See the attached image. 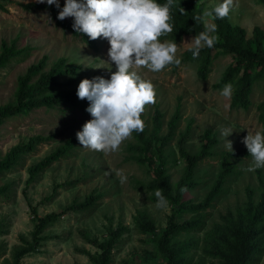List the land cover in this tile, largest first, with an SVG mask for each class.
<instances>
[{
    "label": "rangeland",
    "instance_id": "rangeland-1",
    "mask_svg": "<svg viewBox=\"0 0 264 264\" xmlns=\"http://www.w3.org/2000/svg\"><path fill=\"white\" fill-rule=\"evenodd\" d=\"M196 1L204 5V11L222 3V0ZM65 2L59 0L60 4ZM28 3L39 2L13 0L5 6L6 10H0V49L4 41L15 43L18 48H30L27 58L13 61L0 70V108L15 103L19 77L43 57H47L46 71L61 58L77 68L76 75L57 78V92L73 90L84 79H110L117 71L108 56L110 44L107 39L101 37L97 50H92L58 26L49 12L25 10L23 5ZM228 16L231 24L246 29L248 38L253 37L255 27L264 33L261 0H234ZM210 22L213 23V19ZM193 38L185 37L178 44V59H183L184 53L193 47L190 44ZM164 41L170 40H161ZM232 63V55L218 57L206 81L199 78L197 63L182 64L176 69L169 65L160 72L146 68L139 70L142 78L150 80L156 91L155 104L147 105L142 113L149 136L157 112L164 115L160 135L168 133V125L177 111L181 116L176 134L164 150L169 159L167 175L174 192L186 168L179 150L180 138L187 135L186 149L192 154L200 152L207 143V136L215 143L214 156L204 160L199 167V185L183 192L182 200L191 205L203 203L216 185L221 173L219 155L231 152L227 139L233 142V152L248 151L241 142L248 131L263 134L258 106L264 102V83L256 84L253 106L249 110L232 109V96L223 97V89L216 87ZM91 119L89 113L79 110L40 108L9 118L0 126V159L33 136L52 137L26 156L24 167L0 177V187L10 185L11 195V198L0 195V225L6 231L0 235V264H15L18 249L26 247V241L32 242L33 209L40 217L54 212L62 213V216L45 231L44 235L52 238L43 244L41 253L24 255L19 264H94L91 257L100 253L97 243L104 242L120 227H126L127 231L113 251L112 264H166L171 253H179L190 264H231L238 250L233 241L237 229L252 228L264 237V218L259 220L254 215L256 209L264 205V167L247 171L253 163L252 157L231 161L241 174L229 179L224 185L227 192L205 212L206 225L202 232L183 233L168 240L165 232L174 208L168 199L166 207L156 206L155 191L149 189L155 175L139 160L140 153L131 151L132 147L138 146L133 133L114 152L103 153L79 145L70 157L53 164L34 184L27 186V168L76 137ZM223 129H231L233 133L226 138L221 135ZM117 170H123L127 177L125 183H120ZM106 172L111 174L106 175ZM71 182L75 185L70 188L66 183ZM62 184L65 186L59 188ZM91 194L100 196L93 211L80 212L70 208L74 202L80 204ZM195 217L197 214L191 212L178 216L180 222L192 221ZM262 261L264 254L257 257L255 264H262Z\"/></svg>",
    "mask_w": 264,
    "mask_h": 264
},
{
    "label": "trees",
    "instance_id": "trees-1",
    "mask_svg": "<svg viewBox=\"0 0 264 264\" xmlns=\"http://www.w3.org/2000/svg\"><path fill=\"white\" fill-rule=\"evenodd\" d=\"M264 4V0H261ZM13 0H0V10H6L5 6L12 3ZM157 3L163 5L167 0H157ZM65 4H60L62 9ZM181 7L184 13L181 14ZM27 11H47L50 16L56 20L58 26L64 31L70 32L75 38L85 43L90 49L97 50L98 42L101 38L92 41L87 35L74 31L72 25L74 18L64 23L59 20V10L55 5L49 6L42 3H28L23 5ZM204 5L196 0H174V7L170 9L173 25V31L160 37V40L169 39L181 43L185 37H195L197 33L204 31L202 21H195V17L202 16ZM216 25L215 35L218 40L212 48L202 47L199 57L193 59L192 48L184 53L181 64L197 63L198 76L201 80L206 81L213 68L214 61L220 56H233V63L225 72L217 88L223 89L228 83L233 85V95L231 108L234 110H249L253 106L252 94L257 83H264V33L259 27L253 30V37L248 38L246 29L241 26H235L230 23L229 16L219 19H213ZM30 54V48H18L15 43L9 44L4 41L0 49V70L6 68L11 62L24 60ZM175 69L179 66L172 65ZM47 57H43L37 64L31 65L23 76L19 77L18 88L16 92V101L0 108V126L5 120L19 115H26L40 108L56 109L67 108L79 110L82 113H88L86 109L90 106L89 101L80 100L77 96V88L67 92H57L55 88L59 85L58 77L74 76L77 74V68L69 64L66 59H59L49 71H46ZM259 121L263 127L264 134V102L258 106ZM163 118L160 112H157L153 118V131L149 136L146 125L143 132H133L136 139V147L131 151L139 152V160L147 165L154 172L155 179L149 184V189L155 191L157 188L163 189V195L170 200L174 212L170 218L169 226L166 230L165 237L168 239L172 236L183 233L202 232L206 225L205 212L218 201L226 192L224 185L230 178L237 177L241 174L240 169L232 164L233 159L251 158L249 151L239 150L226 152L219 155L221 161V173L218 181L205 197V201L199 205H191L182 200V188L192 189L199 185L197 174L202 162L214 156L212 149L214 141L207 136V143L197 154H192L186 149L187 135H183L179 140L181 157L185 161V175L179 183L177 190L174 192L170 176L167 175V163L169 161L165 154V148L174 138L178 129V123L181 119L179 111L173 116L168 125V133L160 135L163 126ZM141 119L144 120L143 114ZM52 137L36 135L31 137L28 142L21 143L13 147L4 158L0 159V177L10 171L25 166V159L31 153H34L38 147L51 140ZM81 145L77 137H73L58 146L53 152L44 157L36 164L27 168L29 178L27 186L34 184L40 175H42L53 164L70 157L73 151ZM67 186L73 187L75 182L66 183ZM65 185H60L63 188ZM0 195L5 198H11L10 185L6 184L0 187ZM100 196L91 194L82 203L74 202L70 207L80 212L93 211ZM157 200V197H153ZM197 214L192 221H179L181 213ZM256 219L264 218V205H260L255 212ZM62 213H50L40 217L36 209H33L34 232L32 242L26 241V247H21L15 253V264H19L22 256L28 254H39L43 244L50 240L51 236H45L47 229L52 228L61 218ZM126 227H120L110 233V237L104 242L97 243L100 253L91 257L94 264H112L113 251L122 242V237L126 233ZM5 229L0 225V235L5 234ZM233 241L238 248L231 264H255L257 257L264 254L263 241L264 237L258 235L257 231L252 228H239L233 234ZM178 254V255H177ZM177 254H169L166 264H190L186 259Z\"/></svg>",
    "mask_w": 264,
    "mask_h": 264
},
{
    "label": "clouds",
    "instance_id": "clouds-1",
    "mask_svg": "<svg viewBox=\"0 0 264 264\" xmlns=\"http://www.w3.org/2000/svg\"><path fill=\"white\" fill-rule=\"evenodd\" d=\"M38 2L60 9L59 0ZM233 4L234 0H222L212 10L205 9L202 16L195 17V21L203 22L204 31L191 40L193 59L199 57L202 47L212 48L218 40L214 35L216 25L210 19L227 17ZM172 7L174 0H167L163 5L157 0H66L65 6L59 10V20L74 18L72 27L77 33L87 35L92 41L101 37L109 41L108 56L117 69L110 79H84L78 86L77 96L82 101H89L86 111L93 117L76 133L83 148L114 152L133 132L144 131L141 115L147 105L155 104L156 91L153 83L142 78L139 70L146 68L160 72L169 65L181 64L176 57L180 45L176 41L160 40L161 36L173 31L170 23ZM180 11L184 13L182 7ZM232 93L233 85L228 83L221 95L230 98ZM232 133L231 129H223L221 135L228 138ZM241 142L253 159L247 171L264 167V134L248 131ZM227 147L233 153V142L228 139ZM116 175L121 184L126 182L123 170H117ZM163 191L161 188L155 190L158 208L168 204Z\"/></svg>",
    "mask_w": 264,
    "mask_h": 264
}]
</instances>
